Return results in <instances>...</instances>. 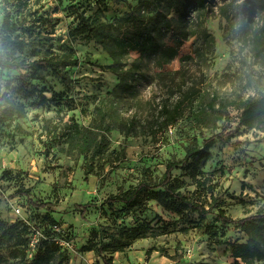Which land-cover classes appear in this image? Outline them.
I'll list each match as a JSON object with an SVG mask.
<instances>
[{"label":"rangeland","instance_id":"obj_1","mask_svg":"<svg viewBox=\"0 0 264 264\" xmlns=\"http://www.w3.org/2000/svg\"><path fill=\"white\" fill-rule=\"evenodd\" d=\"M31 2L34 7L44 10L46 16L58 20L55 35L62 40L55 43L56 55L70 54L80 57L83 62L64 70L73 80L71 89L49 69L43 71L44 80L33 81L45 90L43 94L50 100L42 104L41 95L17 91L16 72L0 71L2 79L11 82L5 92L23 103L27 111L25 116L0 127V220L7 226L21 222L18 229L26 222L28 228L24 238L29 244L35 237L53 238L50 240H55L69 253V260L63 264H105L96 251L85 250L87 242L98 240L95 233L100 237L104 231L112 233L118 226L141 222L150 224L148 236L134 240L121 251L108 252L107 257L114 263L245 264L236 261L227 251L229 241L244 240V234L235 225L215 229L217 235H211L196 226L197 215L193 217L195 221L179 220L177 214L166 211L155 201L149 202L145 213H127L121 211L122 204L110 209L105 199L120 187L127 189L135 185L143 177L144 166L158 179L167 161L183 159L184 127L177 124L176 129H158L157 122L161 121L157 120L158 111L166 99L172 103L179 92L185 93L191 88L217 91L224 99L232 101L256 96L264 90V49L261 53L256 52L251 40L255 33H261L264 41V0H209L210 18L206 26L216 40L210 67L207 69L202 63L187 60L183 72H176L182 68L180 57L193 54L194 38H191L183 44L179 56L163 69L158 68L153 59H145L137 71L139 75L133 83V92L120 86L115 74L84 61L108 64L111 58L93 42L70 41L68 32L76 23L65 9L70 4H78L87 15L110 20L127 9L124 1ZM3 16L4 0H0V23ZM71 46L74 53H70ZM137 57L138 52L131 53L132 59ZM159 71L167 74L158 78ZM177 84L182 88H176ZM50 88L56 92L55 96ZM4 104V99L0 98V108ZM97 105L106 111V121L111 126L109 154L124 147L125 155L105 154L97 159L95 173L86 177L89 158L77 146L70 145L64 133L73 120L84 128L96 129ZM230 112L232 119L203 127V134L199 130L190 134L200 144L202 135L209 137L220 132L230 141L229 145H223L217 139L212 149L213 157L203 171L212 177V183L217 186L215 192L223 193L226 214L238 219L264 209V132L239 126L238 109L232 107ZM133 119L139 125L128 129L127 125ZM148 120L154 124L156 134L152 129L144 128ZM174 176L182 191L196 189L182 170H176ZM24 190L29 191L32 200L50 202V207L37 208L34 201L20 193ZM231 194L234 197H230ZM87 203L90 205L82 218L81 209L75 204ZM16 208H20L21 213H17ZM50 218L57 224L53 225ZM209 223L220 226L219 222L213 221V216L209 217ZM61 241L72 243L68 248ZM29 246L27 260L33 251ZM22 252V245L0 247V257L7 260V264H26ZM58 262L54 259L51 264ZM256 264H264V261Z\"/></svg>","mask_w":264,"mask_h":264},{"label":"trees","instance_id":"obj_2","mask_svg":"<svg viewBox=\"0 0 264 264\" xmlns=\"http://www.w3.org/2000/svg\"><path fill=\"white\" fill-rule=\"evenodd\" d=\"M122 1L126 3L127 9L110 20L98 15H87L78 4L65 7L68 15L73 17L76 23L68 32L70 41L93 42L111 58L108 64H99L89 59L84 60L85 62L115 74L119 85H124L133 92V83L139 75L137 71L145 59H153L155 65L163 69L179 56L183 44L194 38L193 54L180 57L182 68L176 72H183L187 60L202 63L207 69L210 67L216 40L206 26L210 18L207 5L209 0H136L135 3ZM31 3V0H4V16L0 23V71L16 72L17 91L21 93L30 91L33 95H41L42 104L50 100L43 94L45 90L40 89L33 81L44 80L43 71L49 69L60 77L68 89H71L73 80L64 73V70L80 65L83 60L70 54L56 55L55 43L62 40L55 35L58 20L46 16L44 10L34 7ZM191 12L194 14L191 15ZM262 36L261 33H255L251 38L258 53L264 49ZM70 48V53H74L73 47ZM133 52H138L139 57L132 59ZM166 74L167 72L159 71L157 77L161 78ZM10 87L11 82L0 76V98L5 102L0 108V127L27 113L23 103L5 92V89ZM176 88L182 87L177 84ZM50 91L53 96L56 95L52 88ZM179 93L174 102L170 103L166 99L160 104L157 120L161 121L157 123L161 131L168 128L176 129L177 124L184 127L186 140L182 144L185 151L183 159L167 161L165 170L158 179L151 176L149 168L144 166L143 177L135 185L127 189L120 187L115 194L107 197L105 202L110 209L114 210L116 204H122L121 211L135 214L137 211L145 213L149 202L155 201L166 211L177 214L179 220L195 221L193 217L197 215L196 226L204 228L205 232L211 235H217L215 229L235 225L244 234V240L229 241L227 251L236 261L240 260L245 264L263 262L264 209L238 219L228 216L223 208L225 203L223 193L215 192L216 184H213L212 177L203 171L213 157L212 149L217 139L223 145H229L230 141L224 137L223 132H220L209 137L202 135L203 140L200 144L190 133L199 130V133L203 134V127L232 119L230 112L232 107L238 109L236 118L239 126L264 132V90L259 91L256 96L239 101L226 100L217 91L211 92L207 88H191L185 93ZM95 109L99 115L96 129L84 128L77 120H73L64 133L65 140L70 145L77 146L80 152L89 158L86 177L95 173L97 159L104 157L105 154L125 155L124 147L109 154L111 126L106 121L107 113L100 105ZM147 123L144 128L153 130L154 124L150 120ZM138 125L133 119L127 128L135 129ZM156 132L157 130H153L154 134ZM179 169L189 176L195 185L196 189L193 192L182 191L180 183L176 182L174 172ZM20 193L27 195L31 202L34 201L37 208H49L51 205L50 202L32 200L28 190ZM230 197H234L233 194ZM89 205L75 204L76 208L81 209L82 218ZM210 216H213V221L219 222L220 226L210 224ZM50 221L53 225L57 224L54 218H50ZM24 223L22 228L18 229L17 222L7 226L0 220V247L8 244L16 247L22 245V257L26 264H51L54 259L59 260L58 264H63L69 260V253L65 249L62 250L55 240H50L53 238L49 236L39 237L36 246L32 248L31 258L27 260L29 252L26 250L30 248V244L29 240L24 238V232L28 228L26 222ZM149 227L150 224L141 222L118 226L112 233L104 231L100 237L95 233L94 237H98V240H89L85 250L96 251L103 257L105 264H116L112 258L107 257V253L121 251L134 240L147 237ZM2 262L8 263L0 257V264H3Z\"/></svg>","mask_w":264,"mask_h":264},{"label":"built area","instance_id":"obj_3","mask_svg":"<svg viewBox=\"0 0 264 264\" xmlns=\"http://www.w3.org/2000/svg\"><path fill=\"white\" fill-rule=\"evenodd\" d=\"M16 212L17 213H21V209L20 208H16ZM38 239L39 238H37V237H35V238L32 239V241L30 243V245L32 246V248H34L36 246V244L38 242ZM71 243H72V241H66V242L61 241V244L64 245V246L66 245L65 247H68V248L71 246Z\"/></svg>","mask_w":264,"mask_h":264}]
</instances>
